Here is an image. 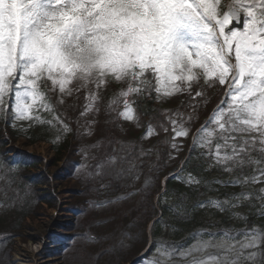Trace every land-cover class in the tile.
Wrapping results in <instances>:
<instances>
[{
    "label": "snow or ice",
    "instance_id": "obj_1",
    "mask_svg": "<svg viewBox=\"0 0 264 264\" xmlns=\"http://www.w3.org/2000/svg\"><path fill=\"white\" fill-rule=\"evenodd\" d=\"M220 6L221 0H0V119H10L13 127L15 121L28 120L29 127L59 124L58 131H71L55 114L41 81L50 82L49 91L61 94L59 102L87 89L88 103L81 115L97 110L101 85H127L113 95L109 106L122 102L119 115L137 123L131 106L145 93H155L154 99L165 102L177 94L192 96L195 90L196 100L204 96V86H221L225 97L197 131L194 149L213 125L218 131L207 132L208 151L202 155L212 160L209 167L239 173L224 186L264 184V0H230L226 10ZM165 115L171 129L164 124L161 129L187 137L182 114ZM170 143L179 149L174 140ZM115 160L111 157L107 163ZM104 166H97V175ZM246 168L256 174L249 177ZM171 179L180 181V176L173 174ZM201 183L189 175L188 186ZM257 198L264 201V187ZM244 200L242 193L197 207L214 204L220 211H231ZM241 235L224 231L219 242L181 254L193 256L190 264H264V230L244 233L247 242L238 249L228 243ZM208 247L219 249L220 255L195 258V252ZM177 251L158 244L140 264H165L154 255L172 257Z\"/></svg>",
    "mask_w": 264,
    "mask_h": 264
},
{
    "label": "rangeland",
    "instance_id": "obj_2",
    "mask_svg": "<svg viewBox=\"0 0 264 264\" xmlns=\"http://www.w3.org/2000/svg\"><path fill=\"white\" fill-rule=\"evenodd\" d=\"M230 3V0H221V9L226 10V6ZM44 85L49 91L51 87L50 82H45ZM90 88L96 90L95 85H90ZM218 86L208 87L207 89L211 90L210 94L207 97L213 96L214 93L212 90H216ZM55 96V92L49 91V93ZM99 96L101 99L96 102L95 111H88L85 115H79L78 118L72 113L77 112L80 113L85 111V105L88 103L86 100V96L88 95V90L83 89L79 92H73L71 96H63V106L59 104L58 100H61V94L59 93L56 96V100L60 107V115L59 117L67 126L71 129V131L63 132L64 135H69L70 133L77 134V143L78 147L81 150L78 152L79 162L76 168L77 172L74 177V181L72 183H76L80 181V184L76 183L78 189L88 190V195L90 196L89 201H87V205L85 206L86 213L83 217L81 225L86 228L84 232L78 233V236H73L72 232L63 231L60 232L56 230V227L66 222H72L76 214L74 213L69 206H63L60 209L51 208L48 205L38 206V204L33 200V195L29 192L28 189L24 192L18 193L17 196L12 197L14 193V188L11 185V181L7 175V172L2 173L0 170V191H4L5 185H9L8 194L2 192V198H4V205L0 209V217L1 219L14 218L15 224L21 228L20 235L14 245L13 248V259L12 264H40V262L44 263L47 261H52L55 264H127V261L136 253V250H141V248L147 247V223L143 221V217L145 216V212H148V215H151L155 209H158L157 202L154 199L150 198V180L142 182L140 184L135 181V186H130L134 182V174L136 169V165L134 166L131 162L129 155L125 154L126 147V135L132 133H137V131L145 132L146 139L145 145L148 148H151L150 141L153 140L152 133L145 128V123L142 122L139 114L133 110L134 117L138 118V123L136 120H126L123 116L119 115L115 112L114 107L112 106L108 111H106L103 107L104 104L108 103L109 99L113 97L115 91L111 89L108 85H101L98 89ZM60 95V96H59ZM181 94H177L172 96L165 101L166 104L164 111L171 112V107L173 103L168 101H173L180 97ZM59 100V101H60ZM71 102L75 103L78 106H71ZM172 104V105H171ZM99 106V107H97ZM106 107H109L107 105ZM121 112L124 111V106L120 107ZM67 113H66V112ZM120 112V113H121ZM107 113L113 114L112 117L118 119L120 129H114V126L110 127L105 126L106 118H103ZM206 115V111L200 112V117L203 120ZM72 120L74 125H71ZM206 118V117H205ZM62 126L57 124L55 126L58 131ZM202 126H199L197 129L189 132L187 137H172L170 142L174 140V142L180 145L179 149L173 148L171 143V152L176 153V156L183 157L186 153L187 145L193 141L196 132L200 130ZM57 131L56 135L57 136ZM218 131V129H215ZM6 136V132H4ZM204 135V137H203ZM200 140L201 147H204L207 151V132H204ZM10 143V149H17L20 151H26L29 154H32L39 159L43 163H48L49 168L52 174L56 176L60 174L61 164H59L58 168L52 166L51 158H53L51 145L48 143H38L37 145H29L27 146V140L25 138L7 136L5 138ZM83 140L85 142H89L85 144L81 142ZM152 152H147L148 158H152ZM115 157V163L109 164L107 161L109 158ZM178 160H174L177 162ZM103 163L105 166L99 168V174L97 175V166ZM208 171H212V167H208ZM62 172V171H61ZM256 174V173H255ZM137 178V175H135ZM173 176V175H172ZM180 179L184 185L188 186L187 181L189 177H184L182 174H179ZM116 179H121V188H126L129 186V195L121 196L119 194L116 197L112 198H101L95 194L92 189L96 185V182L105 183V185L109 184L108 187L112 188V183ZM63 185L57 187L56 194H61L60 200L66 199L67 202L70 199L69 190L74 189V185L67 180H60ZM220 184L222 186L225 185L224 181H221ZM255 185L260 184L259 182H255ZM14 185V184H13ZM76 186V187H77ZM133 192L137 193V196L134 197ZM243 193L248 192L245 188L242 190ZM55 194V196H56ZM227 194L232 196V190L228 191ZM11 199V201H10ZM64 201V200H62ZM138 201H141L144 207L143 209L138 205ZM28 202V204H26ZM172 204H170L169 211L173 213L171 216L172 222L171 225V233L167 237L166 241H161V243H156L160 245H166L169 247H173L174 249H179L181 247V242H177L173 240V235L175 230L178 227V222L181 219L176 217V214L182 213L179 212V208L176 205L177 200H171ZM26 204V205H24ZM96 205H99L98 207ZM24 206V208H23ZM112 206H115L112 208ZM134 208H136L134 210ZM33 209L34 214L30 216V218H26L22 220V217L27 213H31ZM100 210H104L100 211ZM126 215L129 217L127 219ZM148 218V217H146ZM12 220V219H10ZM80 223V220L77 218ZM127 223L122 224L127 221ZM77 222V221H75ZM220 223V220L215 221L214 223V231L216 234H220L226 230H218L217 224ZM122 224V225H121ZM18 228V229H19ZM61 234V235H59ZM59 236L64 239L65 245L63 248H58L57 251L53 249L51 246V241L49 237L56 238ZM241 237V236H240ZM201 238V237H200ZM72 241V244H71ZM236 243L237 249L240 247L242 243L247 242L242 235V239L237 240ZM205 243H217V241L212 239H199L190 247L182 248L180 251H177L174 256H160V254H155L153 258L162 259L165 261V264H190V261L193 259L192 255H182L181 253H186L191 248L195 250L198 245ZM75 244V245H74ZM73 246L70 250L73 251L76 249V256L73 258L71 256L66 259L68 254H64L67 250L68 246ZM44 248V250H43ZM73 249V250H72ZM212 247H208L206 250L202 252H195V258L197 259H205L208 260L209 257L220 255V250L213 251ZM47 252H46V251ZM64 254L63 260L60 259L59 255ZM246 254V253H245ZM183 262V263H182ZM185 262V263H184ZM249 262H247L248 264ZM209 264H213L211 260H209Z\"/></svg>",
    "mask_w": 264,
    "mask_h": 264
},
{
    "label": "trees",
    "instance_id": "obj_3",
    "mask_svg": "<svg viewBox=\"0 0 264 264\" xmlns=\"http://www.w3.org/2000/svg\"><path fill=\"white\" fill-rule=\"evenodd\" d=\"M10 127V130L12 131L13 129H12V126H9ZM25 136H28V135H25ZM29 138H32L31 136H28ZM168 188H169V195L170 196H172V195H174V196H180V195H183V193H184V188L182 189V188H176V191H172V182H168ZM1 226V225H0ZM2 228V227H1ZM0 228V229H1ZM13 232L16 230L15 228H12L11 229ZM0 231H2V230H0ZM4 231V230H3ZM6 232V231H5Z\"/></svg>",
    "mask_w": 264,
    "mask_h": 264
},
{
    "label": "bare ground",
    "instance_id": "obj_4",
    "mask_svg": "<svg viewBox=\"0 0 264 264\" xmlns=\"http://www.w3.org/2000/svg\"><path fill=\"white\" fill-rule=\"evenodd\" d=\"M40 264H55V263H52V261H47V262H44V263L40 262Z\"/></svg>",
    "mask_w": 264,
    "mask_h": 264
}]
</instances>
